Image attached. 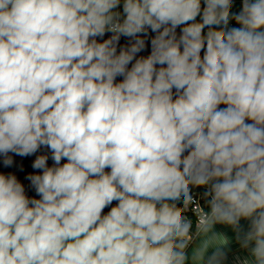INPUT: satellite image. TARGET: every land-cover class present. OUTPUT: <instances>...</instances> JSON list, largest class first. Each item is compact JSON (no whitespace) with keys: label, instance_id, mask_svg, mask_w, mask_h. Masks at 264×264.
<instances>
[{"label":"clouds","instance_id":"obj_1","mask_svg":"<svg viewBox=\"0 0 264 264\" xmlns=\"http://www.w3.org/2000/svg\"><path fill=\"white\" fill-rule=\"evenodd\" d=\"M0 264H264V0H0Z\"/></svg>","mask_w":264,"mask_h":264},{"label":"water","instance_id":"obj_2","mask_svg":"<svg viewBox=\"0 0 264 264\" xmlns=\"http://www.w3.org/2000/svg\"><path fill=\"white\" fill-rule=\"evenodd\" d=\"M107 211V210H106Z\"/></svg>","mask_w":264,"mask_h":264}]
</instances>
